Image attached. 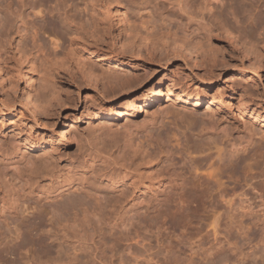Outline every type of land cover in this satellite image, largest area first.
I'll return each instance as SVG.
<instances>
[{
	"label": "rangeland",
	"instance_id": "1",
	"mask_svg": "<svg viewBox=\"0 0 264 264\" xmlns=\"http://www.w3.org/2000/svg\"><path fill=\"white\" fill-rule=\"evenodd\" d=\"M14 1L11 13L5 15L3 7L0 12L12 24L17 23L19 13L18 0ZM31 1L24 0L27 4ZM67 1L77 3L80 10L73 13L80 14L89 11L92 4L103 6L106 0ZM121 1L131 18L138 7L160 22L155 0ZM35 20L29 19L30 23ZM245 20L249 24L253 20L264 35V0L248 2ZM5 27L0 25V38ZM59 31L60 39L66 41L65 31ZM22 34L21 44L31 46V30ZM113 36L111 28L99 49L102 55H112L113 60L122 62L120 71L128 75L129 82L124 88L105 87L82 79L77 71L71 77L59 70V99L66 102L60 105L52 101L47 113L37 119L22 108L21 99L6 85L0 91V109L15 105L9 116H0V205L11 206V195H16L13 209L0 207V264H264V162L250 160L253 169L243 165L237 174H229L232 179L225 178L223 185L203 182L201 192L196 193L191 187L200 177L193 176L194 181L184 183V199L200 202V210L193 211V202L192 210L190 206L183 211L179 210L186 205L179 196L183 187L180 179L192 161L173 149L170 141L174 131L194 135L201 131L199 138L193 137L199 142L191 140L190 145H206L207 153L202 158L216 151L215 144L227 140L242 143L241 147L229 148L235 151L264 148V122L260 118L264 120V61L246 58L239 45L235 47L222 37L215 42V55L222 62L211 68L214 76L204 77L206 82L202 83L199 77H203L204 67L197 70L173 55L153 61L138 50L125 54L131 50L127 42H115ZM17 37V32L8 37L13 46ZM1 39L0 44L4 41ZM259 46L264 54V42ZM195 51L200 61L212 57L206 50H202L204 55ZM255 64H260L258 74ZM29 70L27 81L35 79V86L39 77ZM23 81L20 77L19 83ZM157 85H161L160 91L156 89L149 105L137 115L112 121L117 123L114 137L92 120L93 113L124 105ZM182 91L193 95L202 92L205 101L198 108L173 104L174 93ZM251 114L260 120L253 122ZM78 118L81 123L75 124ZM64 122L67 132L58 146ZM72 125L77 130L69 132ZM123 127L130 129L137 143L149 140L162 144L160 168L180 174L177 184L143 189L129 197L130 189L123 184L127 180L120 182L116 176L118 166L109 154L98 153L116 151L115 147L123 143ZM190 127L192 132L187 129ZM24 140L44 145L23 155ZM229 163L222 160V165ZM226 188L234 191L222 198L221 191Z\"/></svg>",
	"mask_w": 264,
	"mask_h": 264
},
{
	"label": "bare ground",
	"instance_id": "2",
	"mask_svg": "<svg viewBox=\"0 0 264 264\" xmlns=\"http://www.w3.org/2000/svg\"><path fill=\"white\" fill-rule=\"evenodd\" d=\"M249 1L251 0H155V7L161 14V20L158 22L153 19L150 13L143 14L142 9L138 7L135 8L137 11L135 10L136 13L131 18L130 10L126 9L121 0H106L105 3L101 2L104 3L103 6L102 4L101 6L92 4L89 11L80 14L77 13L80 10L79 5L73 2L69 3L67 0H32L28 4L24 0H18L16 1L19 9L17 23H9L6 16L0 15V25H6L1 38L4 40L7 37L0 44V91L5 89L6 85L8 91L21 99L22 108H25L33 119H37L41 113H47L52 101L56 100L60 105L66 102L60 100V87L57 83L59 70L66 71L71 77H74L77 71L82 79L105 87L124 88L129 82L126 80L128 75L120 71L122 62L113 60L112 55H102L100 51L102 49H99V43L105 42L111 28L114 29L115 42H127L126 44L130 47L131 50L125 51V54H135L138 50V53H145L153 61H160L162 57L169 55L179 56L184 63H188L189 66L191 65L197 70L205 68L203 77H199L202 83L206 82L204 77L214 76V70L211 68L222 62L215 55L218 52L215 42L222 37H227L235 47L239 45L246 58L263 62L264 54L259 49V45L264 42V35L261 33L263 29L259 25L252 24L253 20L250 24L245 20ZM3 4L5 6H1ZM14 5V0H0V12L3 7L5 15H7L12 12ZM73 11L77 12L74 14ZM30 18L36 20L30 23ZM28 29L31 30V46L21 44L22 33ZM59 30L65 31L68 37L66 41L60 39ZM15 32L18 34V41L13 46L11 38L8 37ZM90 39L94 41H90ZM196 49L206 50L205 53L211 54L212 57L210 60L200 61L199 52H193ZM205 53L202 51L201 54ZM255 65L257 67H253L258 74L260 64ZM28 70L34 71L39 77V82L35 86V79H32L30 83L27 81L26 71ZM20 77L24 79L22 84L19 83ZM160 87L161 85L152 86L139 93L137 97L128 100L124 105L107 108L104 112L93 113L92 120L96 119L97 128L100 124L99 129L108 133L113 130L117 131V123L112 121H118L124 116L137 115L143 106L149 105L156 89L160 91ZM167 89L168 93L172 94L169 86ZM37 92H42V95H37ZM174 96L173 104L181 102L189 104L192 108H198L205 101L202 92L193 95L182 91L174 93ZM7 108V110L0 109V116H9L15 110V105H8ZM208 109L210 107H207ZM250 117L253 118V122H257L259 119L253 114ZM260 118L264 122L263 116ZM73 122L79 124L81 118ZM66 126H68L66 122L61 125L58 146L63 144L64 134L67 132L64 131ZM123 128L125 130V135L122 137L123 143H119L121 145L115 147L116 151L109 149L107 152L100 150L101 152L98 153L102 156L109 154L118 166L115 168L116 176L120 182L127 180L128 183L123 182V184L130 189L129 197L143 189L151 190L157 186L163 188L172 182L177 184L181 177L180 174L170 170H167L166 173L160 168V156L164 153L162 144H155L149 140L137 143L135 137L130 133V129ZM187 129L192 132L191 127ZM76 130L77 127L72 125L68 131ZM115 131L111 133V137L113 133L116 135ZM108 133L106 134L110 135ZM199 134L194 135L185 130L174 131L170 137L171 144H173L171 147L183 155L185 154L192 161L191 167L183 172V178L180 179L183 182V187L179 196L183 204L186 203V205L179 206V210L183 211L188 210L190 206L192 210L194 203L196 206L193 211L200 210V202L192 200L187 202L184 199H187L184 183L188 180L194 181L193 176L203 179L202 183L199 182V179L198 184L191 187V190L196 193L201 192L199 186L203 182L213 181L219 186L223 185V180L225 178L228 181L231 180L232 176L229 177V174H237L238 169L243 165L248 168L251 166L253 169V164H248L250 160L259 158L264 162V148L261 146L248 152L247 147H242V151H235L236 149L229 148H233L237 144L230 140L215 144L216 151L202 158L207 153L206 145L203 142L198 145H190L193 137L199 138ZM27 142L29 141L27 140L25 143L24 140L23 142L25 143L23 144L25 149L22 151L23 155L28 150L34 151L43 148L44 145ZM193 142L199 141L197 139ZM251 142L250 138L248 144ZM241 145L242 143L239 142L237 146L241 147ZM115 154L116 156H114ZM24 159H26L25 156ZM223 159L229 160V165H222ZM27 164L29 163L27 162ZM0 178L2 179V177ZM233 191L234 189L229 190L228 188L222 190V198L228 197ZM11 197V206L5 204L0 207L7 210L13 209L16 195L12 194Z\"/></svg>",
	"mask_w": 264,
	"mask_h": 264
}]
</instances>
